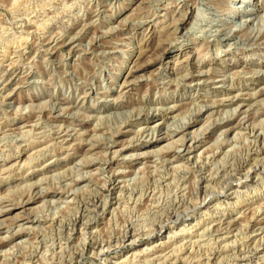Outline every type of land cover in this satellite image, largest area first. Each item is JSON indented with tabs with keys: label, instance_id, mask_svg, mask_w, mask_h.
I'll return each instance as SVG.
<instances>
[{
	"label": "rangeland",
	"instance_id": "obj_1",
	"mask_svg": "<svg viewBox=\"0 0 264 264\" xmlns=\"http://www.w3.org/2000/svg\"><path fill=\"white\" fill-rule=\"evenodd\" d=\"M230 1L0 0V264H264V16ZM219 9L261 42L226 41ZM182 50L221 78L161 85ZM231 82L246 102L218 110ZM35 193L25 220L11 205Z\"/></svg>",
	"mask_w": 264,
	"mask_h": 264
},
{
	"label": "bare ground",
	"instance_id": "obj_2",
	"mask_svg": "<svg viewBox=\"0 0 264 264\" xmlns=\"http://www.w3.org/2000/svg\"><path fill=\"white\" fill-rule=\"evenodd\" d=\"M51 1V0H50ZM184 2V1H183ZM231 2V4H237L236 2H235V0H232V1H230ZM239 4H241V6H239L240 8H239V13H238V17H240V16H242L243 18H245L248 14H246L247 12H250L249 13V15L250 16H252V15H258V16H260V18L262 17V16H264V13H262V12H264V6H263V4H261V2L259 1V0H245V1H243L242 0V2L241 3H239ZM183 5V7H186L185 8V12L184 11H181V15H182V19H179V20H177L176 22H174V28H173V30H175V31H179V28H180V21H184L185 19H186V17H187V15H188V13H189V10H190V7H189V5L187 4V2L185 1V3H183L182 4ZM207 5V4H206ZM210 6H212V5H210ZM208 7V6H207ZM237 7V6H236ZM241 8L244 10V11H241ZM210 9H211V7H210ZM214 9V8H213ZM205 11V10H204ZM246 11V12H245ZM221 11H220V9H219V11H217V10H214V13H212L210 16H211V18H210V25H213L214 23H216L215 25H217V24H220L219 25V27H222L223 28V26H225L226 27V25L227 24H230V23H234L235 21H234V19H236L235 18V16L233 15V14H235L236 13V11H232V15L234 16V17H231V16H229L228 14H223V13H220ZM158 13V12H157ZM43 15V14H42ZM180 15V16H181ZM99 16V15H98ZM203 17H204V15H202ZM196 18V17H195ZM256 18H257V16H256ZM261 20V19H260ZM241 22V21H240ZM261 22V21H260ZM196 24V23H195ZM208 24V23H207ZM238 24V23H237ZM197 25V24H196ZM5 26V25H4ZM42 26V25H41ZM208 26V25H207ZM234 26V25H233ZM124 27V26H123ZM208 27H210V26H208ZM228 27V26H227ZM226 27V28H227ZM218 28V27H217ZM196 29V28H195ZM214 29V28H213ZM225 28H223V29H218V34H220L221 33V35L220 36H222L223 38H226V41L227 40H232L231 42H234L233 40H235V45L238 43L239 45H241L242 47L243 46H245V45H247L248 47H250V46H252V45H258V42L260 41V40H262L261 39V37L259 36V34H252V35H250V36H248V37H239L238 35L236 36V34H234L235 32H233V31H229V29H228V31L227 30H224ZM254 29V28H253ZM256 29V28H255ZM31 30V29H30ZM147 31V30H146ZM215 32L217 31V30H214ZM256 32V31H255ZM214 33V32H213ZM169 35V34H168ZM263 36V35H262ZM145 37V36H144ZM221 38V37H220ZM219 38V39H220ZM223 38H221V40L223 39ZM225 40V39H224ZM149 41V40H148ZM220 41V40H219ZM261 42V41H260ZM161 43V42H160ZM173 43V42H172ZM35 45V44H34ZM162 45H164V44H162ZM151 47V46H150ZM161 47H163V46H161ZM170 47H172V44H171V41L168 43V44H166L165 45V47H163L162 49H163V51L164 50H166V49H170ZM149 48V47H148ZM102 50V49H101ZM185 50H182V56L180 57V58H173V57H171L170 56V58L171 59H173V62H172V64L171 65H169L170 63H171V61H170V59H169V61H166V63H162L163 65H161L162 67V70H163V72H165V73H168V72H170L172 69H173V72H174V74L176 75V80L175 81H166L165 82V80L164 79H162V83H161V85H167L168 86V88H172V89H175V90H178L180 87H185L187 84L188 85H192L193 83L195 84V85H200V84H202V85H204V84H210V83H214V82H216V81H218L220 78H221V76H219V75H216V74H214V73H211V72H208V73H206L205 74V76L204 77H202V78H197L198 76H202L203 74H204V72L201 70V68H200V65H201V60H197V61H195V62H193L191 59H190V56H185ZM188 53V52H187ZM189 55V54H188ZM203 63V62H202ZM263 63V62H262ZM254 64H255V62H254ZM257 64V63H256ZM147 66L148 65H144V66H142V67H140V68H137L136 69V71L137 70H145L146 68H147ZM241 69V68H240ZM134 71V70H133ZM172 72V71H171ZM132 71L131 72H129L128 74H127V76L125 77V81H124V84L123 85H126L127 84V80H126V78L128 77V76H130V75H132ZM257 73V72H256ZM169 76V75H168ZM169 78V77H168ZM227 78V77H226ZM166 79H167V77H166ZM229 79V78H228ZM231 81V80H230ZM263 83H264V79H262L261 80ZM39 82V81H38ZM223 83H225V78L223 77ZM119 84V83H118ZM226 84V83H225ZM229 84V83H228ZM231 84V87H227L224 91H222V98H220L219 100H218V102H216V105H218V107H217V109L219 110H221V109H224V108H230V107H233V106H237V108H241V106H243L244 105V103L246 102V99H244L243 97H242V95L241 94H237V95H234V96H231L230 94H231V91H232V93H233V91L235 90V88H234V86L232 87V82L230 83ZM156 86V85H155ZM166 86V87H167ZM126 87V86H125ZM198 87V86H197ZM240 87V86H239ZM156 89V88H155ZM240 90V89H239ZM110 91V90H109ZM217 91V90H216ZM215 91V92H216ZM239 92V91H238ZM260 94H264V87H263V89L259 92ZM259 93H255V94H252L251 96H249L250 98H254L255 96H258V95H260ZM209 99H207L206 97H204V98H198V100L196 101L197 103H204V102H207ZM173 101V100H172ZM172 101H170V100H168V99H162V98H158V99H156V100H151V102H149V101H146L147 103V106L149 105V104H162V105H164V104H167V105H170L171 103H172ZM67 103H69L70 105H71V102H67ZM77 103V102H76ZM75 103V104H76ZM213 103V102H212ZM55 104V103H54ZM215 104V103H214ZM49 105V104H48ZM60 105V104H59ZM69 105V106H70ZM120 105V104H119ZM212 105V104H211ZM62 106V105H61ZM124 105L122 104L121 106H120V108L121 107H123ZM157 106V105H156ZM159 106V105H158ZM28 107V106H27ZM78 107V106H77ZM117 107H118V105H117ZM153 107V106H152ZM155 108V107H154ZM168 108H169V110H173L174 109V106H172V107H169L168 106ZM203 108V107H202ZM202 108L197 112V114H196V116L195 117H199V115L201 114V112H202ZM214 108H215V106H214ZM149 109V108H148ZM167 109V108H166ZM165 109V110H166ZM62 110V109H61ZM120 110V109H119ZM145 110V109H144ZM160 110V109H159ZM168 110V109H167ZM166 110V111H167ZM217 110V111H218ZM237 110V109H236ZM90 111V110H89ZM124 111V110H123ZM126 111V110H125ZM124 111V112H125ZM147 111V110H146ZM227 111V110H226ZM97 112H100V111H97ZM120 112H122V110L120 111ZM193 112V111H192ZM236 111H234V113H235ZM240 112V111H239ZM243 112V111H242ZM126 113V112H125ZM63 114V113H62ZM77 114V113H76ZM136 114V113H135ZM225 114V113H224ZM49 115V114H48ZM67 115V114H66ZM258 116H261V117H263L264 116V108L262 109V110H260V112L257 114ZM125 116H126V114H125ZM175 116V115H174ZM232 116V115H231ZM111 117V116H110ZM131 117V116H130ZM153 116H151V118H152ZM89 118V117H88ZM155 117H153V119H154ZM200 118V117H199ZM129 119V118H128ZM152 119V120H153ZM163 119V118H162ZM112 120V119H111ZM246 120V119H245ZM31 122V121H30ZM127 122V121H126ZM186 122H188V121H186ZM227 123V122H226ZM187 124H189V122L188 123H182L181 124V126H183V127H185V126H187ZM52 125V124H51ZM162 127V124L161 123H155V127L157 128V127ZM53 127V126H52ZM75 130V129H74ZM98 131V130H97ZM150 132V131H149ZM199 132V131H198ZM136 133V132H135ZM156 133V132H155ZM194 135V134H193ZM257 135V134H256ZM264 136V135H263ZM87 137V136H86ZM189 137V136H188ZM198 137V136H197ZM197 137H193V136H191L190 137V139L189 140H185V141H183L180 145H179V148H176L175 150H173L172 152H168V153H173L174 155L172 156V162H174V161H176V160H178V159H183V158H185V157H187V156H189L190 155V152L193 150V149H196L197 147H198V141H197ZM107 138V137H106ZM143 138V137H142ZM45 139V138H44ZM111 139V138H110ZM230 140V139H229ZM30 141V140H29ZM42 141V140H41ZM144 142V141H143ZM233 142V141H232ZM139 143H142V141H139ZM141 144H139L138 146H140ZM224 145H226V144H224V143H221V147H223ZM129 148V146L127 145H122L121 147H120V149L118 150V152L117 153H124L127 149ZM162 148V147H161ZM229 150H231L230 148H228ZM222 150V149H221ZM150 151V150H149ZM159 151V150H158ZM249 152V151H248ZM126 153V152H125ZM167 153V152H166ZM108 154V153H107ZM133 157V156H132ZM130 158V157H129ZM207 158V157H206ZM170 159V158H169ZM199 160V159H198ZM171 161V160H170ZM198 162V161H197ZM105 163V162H104ZM16 164V163H15ZM164 164V163H163ZM219 164V163H218ZM208 165V164H207ZM187 166V165H186ZM239 166V165H238ZM217 167V166H216ZM250 167V166H249ZM169 169V168H168ZM119 170V169H118ZM126 170V169H125ZM262 170H264V167H263V169ZM76 171V170H75ZM76 173V172H75ZM179 173V172H178ZM233 173H234V171H233ZM247 173V172H246ZM87 174V173H86ZM173 174V173H172ZM83 175H84V173H83ZM247 175V174H246ZM80 176V175H79ZM133 176V175H132ZM78 178V177H77ZM209 178V177H208ZM229 178V177H228ZM173 179V178H172ZM235 180V179H234ZM160 181V180H159ZM179 181V180H178ZM37 182V181H36ZM70 182V181H69ZM129 183V182H128ZM165 184V183H164ZM89 185V184H88ZM135 185V184H134ZM82 186V185H81ZM178 186V185H177ZM100 187V186H99ZM111 188V187H110ZM113 188V187H112ZM91 190V189H90ZM144 190V189H143ZM205 190V189H204ZM212 190V189H211ZM255 191V190H254ZM47 192V191H46ZM97 192V191H96ZM130 192V191H129ZM170 192V191H169ZM176 192V191H175ZM135 193V192H134ZM98 194V193H97ZM165 194V193H164ZM242 194V193H241ZM47 194L46 193H35L33 196H29V197H27L26 199H25V201L24 202H22V203H20V204H18V205H11V206H13V207H15V206H20V208H25V220H27L29 217H30V214H31V209L30 208H32V207H30L31 205H33L34 203H36L39 199H43L45 196H46ZM122 196V195H121ZM166 198V197H165ZM142 199V198H141ZM177 199V198H176ZM51 200V199H50ZM167 200V199H166ZM190 200V199H189ZM104 202V201H103ZM165 202V201H164ZM38 204V203H37ZM170 204V203H169ZM219 207V206H218ZM12 208V207H11ZM116 208V207H115ZM186 208V207H185ZM10 210V209H9ZM8 210V208L7 209H5V210H1L0 211V214L2 215V213L4 214V213H6V212H8L9 211ZM184 210V209H183ZM118 211V210H117ZM126 211V210H125ZM27 212V213H26ZM187 212V211H186ZM43 213V212H42ZM155 213V212H154ZM181 213V212H180ZM16 214V213H15ZM121 214V213H120ZM156 214V213H155ZM154 214V215H155ZM213 215V214H212ZM32 216V215H31ZM156 216V215H155ZM154 216V217H155ZM35 217V216H34ZM37 217H38V215L35 217V220H39V219H37ZM46 217V216H45ZM77 217V216H76ZM217 217V216H216ZM18 219H20V218H18ZM22 219V218H21ZM24 219V218H23ZM35 220H34V222H35ZM17 221H19V220H17ZM71 221V220H70ZM87 221V220H86ZM151 221V220H150ZM159 221V220H158ZM167 221V220H166ZM38 222V221H37ZM119 223V222H118ZM142 225V224H141ZM25 226V225H24ZM166 226V225H165ZM153 227V226H152ZM138 228V227H137ZM141 229V228H140ZM154 229V228H153ZM28 230V229H27ZM44 230V229H43ZM81 230H82V228H81ZM90 230V229H89ZM145 230V229H144ZM162 230H166V228L165 227H161V229H160V231L162 232ZM180 230V229H179ZM29 231V230H28ZM101 231V230H100ZM238 231V230H237ZM85 232V231H84ZM152 233V232H151ZM150 233V234H151ZM169 233V232H168ZM182 234V233H181ZM194 234V233H193ZM18 235H20V234H18ZM26 235V234H25ZM40 235V234H39ZM230 235V234H229ZM235 235V234H234ZM17 236V235H16ZM119 238V237H118ZM13 240V239H12ZM188 240V239H187ZM198 240V239H197ZM218 240V239H217ZM98 241V240H97ZM187 242V241H186ZM105 243V242H104ZM189 243V242H188ZM23 244V243H22ZM132 244V243H131ZM102 245V244H101ZM163 246V245H162ZM201 246V245H200ZM236 247V246H235ZM36 248V247H35ZM102 248V247H101ZM198 248V247H197ZM234 248V247H233ZM258 249V248H257ZM150 250V249H149ZM172 250V249H171ZM200 251V250H199ZM177 253V252H176ZM230 253V252H229ZM254 253V252H253ZM220 254V253H219ZM227 255V254H226ZM151 257V256H150ZM179 259V258H178ZM164 261V260H163ZM179 261V260H178ZM116 262V261H115ZM120 262V261H119ZM162 263V262H161ZM158 264V263H157Z\"/></svg>",
	"mask_w": 264,
	"mask_h": 264
}]
</instances>
